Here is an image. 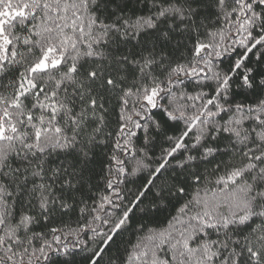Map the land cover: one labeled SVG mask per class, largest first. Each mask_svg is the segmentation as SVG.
Returning <instances> with one entry per match:
<instances>
[{"label":"snow or ice","instance_id":"6c2138e0","mask_svg":"<svg viewBox=\"0 0 264 264\" xmlns=\"http://www.w3.org/2000/svg\"><path fill=\"white\" fill-rule=\"evenodd\" d=\"M0 264H264V0H0Z\"/></svg>","mask_w":264,"mask_h":264}]
</instances>
